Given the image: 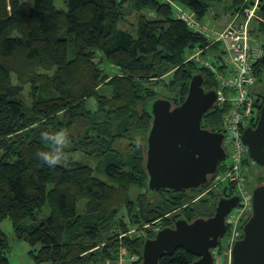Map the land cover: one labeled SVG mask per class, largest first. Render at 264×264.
Listing matches in <instances>:
<instances>
[{"label":"trees","instance_id":"obj_1","mask_svg":"<svg viewBox=\"0 0 264 264\" xmlns=\"http://www.w3.org/2000/svg\"><path fill=\"white\" fill-rule=\"evenodd\" d=\"M171 1L201 21L214 5L235 12L246 4L66 0L67 11H61L55 0H0V224L10 220L16 238L33 248V264H118L122 250L139 257L132 264H141L143 241L155 236V227L172 226L170 218L177 213L189 222L212 216L229 189L202 197L208 186L183 192L148 189L151 102L164 98L181 105L195 74L204 77L206 91L218 86L212 73L187 60L207 41L176 17ZM125 4L138 14L133 30L121 26ZM258 14L264 19V0ZM259 31L264 32V22ZM254 74L264 85V57ZM92 98L96 109L87 106ZM224 113L207 112L202 126L221 132ZM43 131L68 136L55 166L36 154L52 148ZM121 141L128 142L122 150L116 146ZM68 153L96 158L98 166ZM40 215L44 218L38 220ZM28 220L34 222L31 227ZM147 224L153 229L145 237L130 235L135 225ZM9 247L0 227V264H11ZM196 259L182 248L159 264Z\"/></svg>","mask_w":264,"mask_h":264},{"label":"water","instance_id":"obj_2","mask_svg":"<svg viewBox=\"0 0 264 264\" xmlns=\"http://www.w3.org/2000/svg\"><path fill=\"white\" fill-rule=\"evenodd\" d=\"M204 83V77L195 74L179 106L164 98L150 104L145 168L151 192L201 191L227 158L223 134L202 127L204 115L215 108L217 100V90L206 91ZM242 139L249 156L264 169V105L256 127L245 128ZM252 196L253 212L244 225L243 238L232 248V264H264V182L254 188ZM239 201L238 194L221 198L212 216L192 222L179 213L173 215L172 226L143 241L141 264H159L164 255L182 248L197 257L192 264H215L214 252L227 234L226 216Z\"/></svg>","mask_w":264,"mask_h":264},{"label":"built area","instance_id":"obj_3","mask_svg":"<svg viewBox=\"0 0 264 264\" xmlns=\"http://www.w3.org/2000/svg\"><path fill=\"white\" fill-rule=\"evenodd\" d=\"M245 6L243 16L239 12L219 20L220 25L211 26L199 20L195 13L176 2H171L176 17L186 23L193 32L204 37L207 45L195 47L188 61L196 62L207 69L216 79L217 100L214 109L225 110L222 130L223 148L227 153V162L223 161L217 175L211 179L207 189L200 196L223 186L231 187L240 196V201L227 216V236L234 244L243 238V229L253 212V196L248 191L245 169L249 161V149L242 135L245 128L257 122L260 109L255 105L258 93L253 87L258 84L254 74V65L264 57L263 40L253 36L250 27L253 20L263 18L257 14L259 3ZM212 109V110H214ZM253 192V191H252ZM242 220V223H241ZM160 227H155L157 232ZM225 235V236H226ZM232 255V249H231ZM137 255L130 256L131 264L137 261Z\"/></svg>","mask_w":264,"mask_h":264},{"label":"rangeland","instance_id":"obj_4","mask_svg":"<svg viewBox=\"0 0 264 264\" xmlns=\"http://www.w3.org/2000/svg\"><path fill=\"white\" fill-rule=\"evenodd\" d=\"M28 3H33L34 0H24ZM118 1H123V0H118ZM169 0H167L168 2ZM257 0H246V4L248 6H254L255 2ZM172 2V1H171ZM259 5L261 3V0L258 1ZM55 7L57 10H61V11H67V4H66V0H55ZM225 7V5H214L210 11L207 13L206 17L203 19V22H205L206 24H209L211 26H217L220 25L221 22H215L213 20L212 17H215L219 20H222L224 17L228 18V15H232L235 12H239L242 14L243 16V9L240 8L238 11L232 12ZM259 8V6H258ZM124 10H125V19L124 22L121 23V26L130 30H133L136 24V20H137V12H135L133 10V8L129 5V4H125L124 5ZM257 14H258V9H257ZM259 15V14H258ZM244 17V16H243ZM264 22V19L259 20L258 18H255L252 22V24L250 25V27L253 30V36L255 38H257L258 40L262 41V38H264V32H260L259 28H260V24H262ZM254 29H256V31H258L257 33H255ZM112 72V68H110V70ZM170 73H168L169 75ZM263 87V94H264V85L262 84H256L253 87V92L254 93H258L259 90H262ZM24 98L27 99V101L29 100V96H28V90H26L25 94H24ZM30 102V100L28 101V103ZM88 108L91 109H96V99L92 98L90 100H88L87 103ZM128 142L126 141H121L118 142L116 144L118 149H124V147L127 145ZM68 157H74L76 159H80L83 161L88 162L89 164H91L93 167H97L98 166V160L95 159H91V158H83L81 159V153H68L67 154ZM249 164L245 169V173H246V180H247V186H248V191L252 193V191L254 190V188L256 186H258L260 183H262L264 181V169H262L260 166H258L253 160L252 158L249 156ZM227 162V160H226ZM225 186L222 187V190L224 189ZM221 190V189H220ZM139 191V190H138ZM137 189L133 191V194H138ZM144 191L142 190L141 193H143ZM168 197V196H167ZM160 198L159 196L157 197V201H159ZM86 202V200H85ZM82 205V203H81ZM46 215L49 214V212L45 213ZM44 216L40 215L38 220L43 219ZM159 223V222H158ZM242 223V220H241ZM26 226L31 227L32 224H34V222L32 220H28L26 223ZM1 229L4 231V233L8 236L9 239V250H8V257L10 260L11 264H33V260L31 258L30 252L33 249L30 245H28L27 243L20 241L16 238L15 234H14V230L12 227V224L10 222V220H5L0 224ZM153 229V225L148 226L144 225L143 228L142 226L139 225H135L131 231H130V235L133 237H139V236H143L145 237L148 230L152 231ZM231 240L230 238H228V236L226 235L225 237H223L222 241H221V245L219 246V248H217L215 250V264H232V255H231V249H232V244H231ZM122 255L121 258L119 259L118 264H131L130 262V256L126 255L125 251L122 250Z\"/></svg>","mask_w":264,"mask_h":264},{"label":"clouds","instance_id":"obj_5","mask_svg":"<svg viewBox=\"0 0 264 264\" xmlns=\"http://www.w3.org/2000/svg\"><path fill=\"white\" fill-rule=\"evenodd\" d=\"M43 141L49 143L52 148L48 150H37V156L49 166H55L62 161L63 148L69 142L64 131H57L54 134L48 131L41 132Z\"/></svg>","mask_w":264,"mask_h":264},{"label":"flooded vegetation","instance_id":"obj_6","mask_svg":"<svg viewBox=\"0 0 264 264\" xmlns=\"http://www.w3.org/2000/svg\"><path fill=\"white\" fill-rule=\"evenodd\" d=\"M262 85V84H261ZM258 100H259V107L260 108H262V106L264 105V94H263V87H262V90H260V92L258 93ZM258 107V108H259ZM260 112H261V109H260ZM257 123H258V121L257 122H254V124H252V125H250V127H253V128H255L256 127V125H257ZM204 129H208V128H206V127H204V126H202ZM208 130H210V129H208ZM258 165V164H257ZM259 166V165H258ZM261 167V166H260ZM262 168V167H261ZM263 169V168H262ZM211 177H210V181H211ZM264 182V181H263ZM262 182V183H263ZM261 184V183H260ZM227 188H229L227 191H226V194L225 195H223V196H221L219 199H221V198H229V197H232L234 194H236V192L231 188V187H227ZM233 192H235L234 194H233ZM161 229V228H160ZM225 237V236H224ZM223 239V238H222ZM222 239H221V241H222ZM221 245V244H220ZM219 248V247H218Z\"/></svg>","mask_w":264,"mask_h":264},{"label":"bare ground","instance_id":"obj_7","mask_svg":"<svg viewBox=\"0 0 264 264\" xmlns=\"http://www.w3.org/2000/svg\"><path fill=\"white\" fill-rule=\"evenodd\" d=\"M226 9V8H225ZM230 12V11H229Z\"/></svg>","mask_w":264,"mask_h":264},{"label":"crops","instance_id":"obj_8","mask_svg":"<svg viewBox=\"0 0 264 264\" xmlns=\"http://www.w3.org/2000/svg\"><path fill=\"white\" fill-rule=\"evenodd\" d=\"M126 253V252H125Z\"/></svg>","mask_w":264,"mask_h":264}]
</instances>
